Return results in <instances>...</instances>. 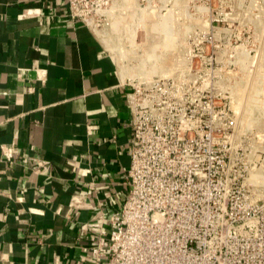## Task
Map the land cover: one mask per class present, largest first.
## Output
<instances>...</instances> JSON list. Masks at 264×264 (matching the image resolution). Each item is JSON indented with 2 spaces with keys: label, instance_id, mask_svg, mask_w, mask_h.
Returning a JSON list of instances; mask_svg holds the SVG:
<instances>
[{
  "label": "crops",
  "instance_id": "1",
  "mask_svg": "<svg viewBox=\"0 0 264 264\" xmlns=\"http://www.w3.org/2000/svg\"><path fill=\"white\" fill-rule=\"evenodd\" d=\"M129 90L66 0H0V264H95L129 191Z\"/></svg>",
  "mask_w": 264,
  "mask_h": 264
},
{
  "label": "built area",
  "instance_id": "2",
  "mask_svg": "<svg viewBox=\"0 0 264 264\" xmlns=\"http://www.w3.org/2000/svg\"><path fill=\"white\" fill-rule=\"evenodd\" d=\"M66 1L69 17L96 34L110 25L115 0ZM207 34H187L167 76L124 80L129 191L100 217L109 230L90 250L95 264H264V184L252 178L264 161L208 128ZM220 105L221 96L215 117Z\"/></svg>",
  "mask_w": 264,
  "mask_h": 264
},
{
  "label": "rangeland",
  "instance_id": "3",
  "mask_svg": "<svg viewBox=\"0 0 264 264\" xmlns=\"http://www.w3.org/2000/svg\"><path fill=\"white\" fill-rule=\"evenodd\" d=\"M105 13L110 25L96 35L123 81L170 74L174 51L185 48L187 34L208 32V128L223 132L224 144L246 148L245 158L258 150L264 161V0H115ZM237 77L238 86L230 87ZM252 178L264 183V162Z\"/></svg>",
  "mask_w": 264,
  "mask_h": 264
},
{
  "label": "bare ground",
  "instance_id": "4",
  "mask_svg": "<svg viewBox=\"0 0 264 264\" xmlns=\"http://www.w3.org/2000/svg\"><path fill=\"white\" fill-rule=\"evenodd\" d=\"M105 12H107V11H105ZM165 76H167V75H165ZM165 76H161V77H165ZM158 77H160V76H158ZM129 79H134V78H132V77H128ZM152 78V77H151ZM151 78H149V79H151ZM127 79V78H126ZM139 79V78H138ZM263 179V178H262ZM261 179V180H262ZM254 180H256V179H254ZM258 181V180H257ZM263 182H264V179L262 180ZM264 184V183H263Z\"/></svg>",
  "mask_w": 264,
  "mask_h": 264
}]
</instances>
